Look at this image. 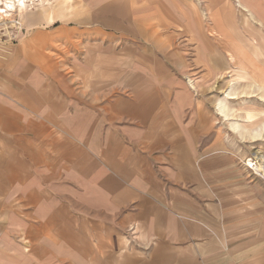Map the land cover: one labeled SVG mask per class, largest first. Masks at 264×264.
<instances>
[{
	"label": "crops",
	"instance_id": "0c3cea01",
	"mask_svg": "<svg viewBox=\"0 0 264 264\" xmlns=\"http://www.w3.org/2000/svg\"><path fill=\"white\" fill-rule=\"evenodd\" d=\"M128 1L0 55V264H264V0Z\"/></svg>",
	"mask_w": 264,
	"mask_h": 264
},
{
	"label": "rangeland",
	"instance_id": "374dc122",
	"mask_svg": "<svg viewBox=\"0 0 264 264\" xmlns=\"http://www.w3.org/2000/svg\"><path fill=\"white\" fill-rule=\"evenodd\" d=\"M8 1L1 0L3 9L0 10V55H10L17 45L26 42L38 48L41 47L42 51L47 50L46 53H43L46 56H53L50 51L54 50L55 54L58 53L62 56L63 61L65 60L67 34L73 31L80 33L84 29L82 19L91 18L98 11L92 9V6L101 4L103 7L101 11L106 5L112 7L111 11H119V7H130L128 0L121 2V4L116 2L117 5L115 6L113 0H27L23 7L19 6L17 0H13L15 10L8 12V15L4 12L8 10L4 6L5 2ZM131 12V9L127 10L126 21L131 20ZM125 30L113 32L112 28H107L106 32L120 39L123 48H125L132 44L130 42L131 34L127 29ZM185 60L189 63L190 59L186 58ZM225 89V79L222 75L218 77L217 86L208 96L220 99L223 97ZM263 155V153H253L244 158L241 164L247 169L246 163L252 160L259 164ZM248 171L252 174L250 170ZM252 175L264 183L261 175Z\"/></svg>",
	"mask_w": 264,
	"mask_h": 264
},
{
	"label": "bare ground",
	"instance_id": "6f19581e",
	"mask_svg": "<svg viewBox=\"0 0 264 264\" xmlns=\"http://www.w3.org/2000/svg\"><path fill=\"white\" fill-rule=\"evenodd\" d=\"M17 2H18V4H19V6H25V3L27 2V0H17ZM4 6H6V8L8 9V10H5L4 12L5 13H7L8 14V12H11V11H14L15 10V5H14V1L12 0H9L8 2H5V5ZM1 9H3V7H2V2H1V0H0V10ZM9 15V14H8ZM228 95H230L231 96V94H228ZM226 97H227V95H226ZM235 97V96H234ZM236 98V97H235ZM222 107H219V111L220 112H222V109H221ZM226 115V114H225ZM256 152V151H255ZM258 153V152H257ZM260 159H262L261 160V162L259 163V164H255V165H253L251 162H248V164H250V166H251V168L253 169V171L255 172V175L257 174V175H261V176H263V179H264V161H263V157H261ZM258 160V159H257Z\"/></svg>",
	"mask_w": 264,
	"mask_h": 264
},
{
	"label": "built area",
	"instance_id": "2783aa9c",
	"mask_svg": "<svg viewBox=\"0 0 264 264\" xmlns=\"http://www.w3.org/2000/svg\"><path fill=\"white\" fill-rule=\"evenodd\" d=\"M250 162H251L253 165H255L256 163L258 164V162H256V161H252V160H250ZM245 165H246V168L252 172V174H255V172H254L253 169L251 168L250 164L246 163ZM261 178L263 179V176H262ZM263 180H264V179H263Z\"/></svg>",
	"mask_w": 264,
	"mask_h": 264
}]
</instances>
